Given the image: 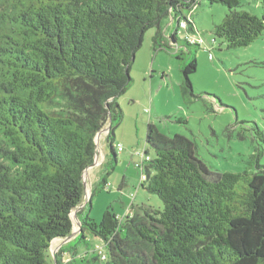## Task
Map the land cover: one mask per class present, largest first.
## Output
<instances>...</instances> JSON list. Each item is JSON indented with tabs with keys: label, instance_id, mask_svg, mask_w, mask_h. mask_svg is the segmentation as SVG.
Here are the masks:
<instances>
[{
	"label": "trees",
	"instance_id": "trees-1",
	"mask_svg": "<svg viewBox=\"0 0 264 264\" xmlns=\"http://www.w3.org/2000/svg\"><path fill=\"white\" fill-rule=\"evenodd\" d=\"M206 1L228 10L213 29L228 48L262 34L264 0L261 17L240 10L238 0ZM198 2L0 0V264H264V167L257 161L252 173L212 172L193 142L166 137L153 124L146 126L141 187L163 209L141 206L118 219L109 207L93 222L91 201L108 172L81 207L83 173L107 126L105 164L110 157L114 170L117 163L118 99L132 83L145 33L156 28L155 45L176 52L199 46L177 38L181 23L196 32L186 13ZM164 19L177 25L168 38ZM195 70L194 57L181 68L184 94L194 96ZM254 132L264 143V133ZM75 210L77 235L51 254L53 242L72 234ZM87 233L101 242L104 259L95 248L78 252Z\"/></svg>",
	"mask_w": 264,
	"mask_h": 264
},
{
	"label": "rangeland",
	"instance_id": "rangeland-1",
	"mask_svg": "<svg viewBox=\"0 0 264 264\" xmlns=\"http://www.w3.org/2000/svg\"><path fill=\"white\" fill-rule=\"evenodd\" d=\"M238 1L240 10L261 17L260 0ZM227 12L221 4L199 0L186 13L196 32H177L179 40L189 37L199 46L181 47L180 52L155 45L156 28L145 33L129 71L132 83L118 99L123 120L114 130L117 163L112 170L109 157L103 167L101 175L108 172L107 186L104 189L98 185L91 201L89 218L93 222L99 223L109 207L118 219L141 206L163 209L159 198L141 187L138 165L147 149L148 124L166 137L179 135L193 142L196 157L212 172L252 173L256 172L257 161L264 167V143L254 132L257 126L264 133V30L248 46L230 49L223 39L213 35L214 27ZM160 28L168 38L177 25L164 19ZM192 57L196 59V70L189 80L194 96L181 90V68ZM147 155L154 158L152 150ZM88 189L86 185V192ZM72 219L76 234V220ZM59 244L62 242L51 244V254ZM96 246L102 247L101 242L87 233L86 244L80 243L77 250L84 254Z\"/></svg>",
	"mask_w": 264,
	"mask_h": 264
},
{
	"label": "crops",
	"instance_id": "crops-1",
	"mask_svg": "<svg viewBox=\"0 0 264 264\" xmlns=\"http://www.w3.org/2000/svg\"><path fill=\"white\" fill-rule=\"evenodd\" d=\"M104 129H108V127H105ZM107 133H108V130L103 131L100 137L98 138L97 143H96L95 161L93 165L87 169V172L85 175L86 185L89 188L87 191V195H90V190L92 186L95 183H97L98 180L100 179L104 164L107 159V155L109 152L108 143H107ZM75 223H76V227L78 228L79 227L78 221L76 220ZM73 227H75L74 222H73ZM56 241L58 242L61 240H56Z\"/></svg>",
	"mask_w": 264,
	"mask_h": 264
},
{
	"label": "water",
	"instance_id": "water-1",
	"mask_svg": "<svg viewBox=\"0 0 264 264\" xmlns=\"http://www.w3.org/2000/svg\"><path fill=\"white\" fill-rule=\"evenodd\" d=\"M107 127H108V126H107ZM105 130H108V129H102V130H100V131L97 133V135H96V137H95V143H97L98 138L100 137V135L102 134V132L105 131ZM94 159H95V158H94ZM86 172H87V169H86V170L84 171V173H83V184H84V187H85V201H84L82 207L84 206V204L86 203V201H87V200L89 199V197H90V195H87V194H86V193H87V192H86V179H85ZM86 197H87V200H86ZM76 211H77V210H75V211H73V212L71 213V218L73 217L75 220H77V219H76ZM78 224H79V223H78ZM76 235H77V233L75 234V231H73L72 234L70 235V237H68L67 239L61 241L62 244H59V245L57 246V250L63 245V242H64V243L68 242L69 240H71L72 238H74Z\"/></svg>",
	"mask_w": 264,
	"mask_h": 264
},
{
	"label": "built area",
	"instance_id": "built-area-1",
	"mask_svg": "<svg viewBox=\"0 0 264 264\" xmlns=\"http://www.w3.org/2000/svg\"><path fill=\"white\" fill-rule=\"evenodd\" d=\"M180 27H181V29H184L185 28V24L184 23H181L180 24ZM189 43H194L195 42V40H193V39H191V38H189V37H187V39H186ZM121 150V147H118V151H120ZM143 156V155H142ZM144 158V157H143ZM144 160H148V157L146 158H144L143 159V161L141 162V164H139L138 165V167L141 169V171H142V175H141V177H142V181H144L145 180V175H144V172H143V167H142V164H143V162H144ZM95 250L98 252V254H100V256H101V259H104V255H103V253L101 252V248L100 247H98V246H96L95 247Z\"/></svg>",
	"mask_w": 264,
	"mask_h": 264
},
{
	"label": "clouds",
	"instance_id": "clouds-1",
	"mask_svg": "<svg viewBox=\"0 0 264 264\" xmlns=\"http://www.w3.org/2000/svg\"><path fill=\"white\" fill-rule=\"evenodd\" d=\"M94 161H95V159H94ZM87 200V199H86ZM83 205V204H82Z\"/></svg>",
	"mask_w": 264,
	"mask_h": 264
}]
</instances>
